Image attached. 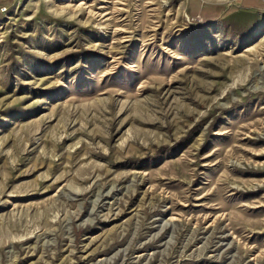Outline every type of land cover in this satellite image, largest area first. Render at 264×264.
Returning <instances> with one entry per match:
<instances>
[{
	"label": "rangeland",
	"instance_id": "374dc122",
	"mask_svg": "<svg viewBox=\"0 0 264 264\" xmlns=\"http://www.w3.org/2000/svg\"><path fill=\"white\" fill-rule=\"evenodd\" d=\"M0 264H264V0H0Z\"/></svg>",
	"mask_w": 264,
	"mask_h": 264
}]
</instances>
